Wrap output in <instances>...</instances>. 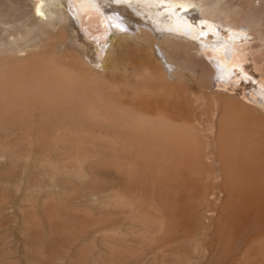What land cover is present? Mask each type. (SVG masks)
Returning <instances> with one entry per match:
<instances>
[{"label":"bare ground","instance_id":"obj_1","mask_svg":"<svg viewBox=\"0 0 264 264\" xmlns=\"http://www.w3.org/2000/svg\"><path fill=\"white\" fill-rule=\"evenodd\" d=\"M27 1L33 6L28 15L15 0H0L1 132L36 130L44 136L64 128L62 141L76 146L131 147L154 177L192 187L211 175L190 83L213 90L215 80V97L224 107L219 156L226 186L233 197L264 198V65L254 45L264 44V33L253 8L260 22L245 9L238 17L243 10L225 0ZM79 27L89 57L60 49L70 29ZM136 36L134 46L127 44ZM33 44L41 49L29 51ZM237 71L249 84L248 94L223 95L241 81L233 78Z\"/></svg>","mask_w":264,"mask_h":264},{"label":"rangeland","instance_id":"obj_2","mask_svg":"<svg viewBox=\"0 0 264 264\" xmlns=\"http://www.w3.org/2000/svg\"><path fill=\"white\" fill-rule=\"evenodd\" d=\"M225 1L227 7L231 2L239 6L238 12L243 10L238 17L253 8L264 33V0ZM15 2L26 14L33 10L30 1ZM196 12L201 15L198 7ZM3 27L0 24V35L5 37ZM69 35L60 49H77L89 57L84 31L70 29ZM158 35L160 41L165 38ZM134 37L127 44L134 46ZM34 44L29 51L41 49ZM254 45L263 66L264 44L256 40ZM128 55H135L134 47ZM157 56L165 63L159 51ZM233 78L241 81L221 93L247 95L246 78L239 71ZM217 84L214 80L213 90H200L190 83L198 113L195 124L206 144L204 162L211 175L194 179L199 182L191 181L192 187L154 177L131 147L76 146L62 141L64 128L41 137L36 130L0 131V264H264V198L230 195L220 162L224 107L215 97Z\"/></svg>","mask_w":264,"mask_h":264}]
</instances>
